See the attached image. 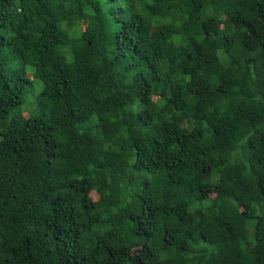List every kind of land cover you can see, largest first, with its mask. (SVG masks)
I'll return each instance as SVG.
<instances>
[{
    "label": "trees",
    "instance_id": "1",
    "mask_svg": "<svg viewBox=\"0 0 264 264\" xmlns=\"http://www.w3.org/2000/svg\"><path fill=\"white\" fill-rule=\"evenodd\" d=\"M0 264H264V0H0Z\"/></svg>",
    "mask_w": 264,
    "mask_h": 264
},
{
    "label": "rangeland",
    "instance_id": "2",
    "mask_svg": "<svg viewBox=\"0 0 264 264\" xmlns=\"http://www.w3.org/2000/svg\"><path fill=\"white\" fill-rule=\"evenodd\" d=\"M35 97H36V93H34V91H31L28 95V97L26 98V103L23 105V108L25 110H30L31 105L33 104L34 106H36L33 101H35Z\"/></svg>",
    "mask_w": 264,
    "mask_h": 264
}]
</instances>
